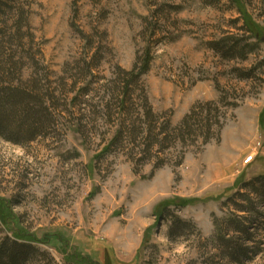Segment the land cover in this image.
I'll return each mask as SVG.
<instances>
[{
	"label": "rangeland",
	"instance_id": "rangeland-1",
	"mask_svg": "<svg viewBox=\"0 0 264 264\" xmlns=\"http://www.w3.org/2000/svg\"><path fill=\"white\" fill-rule=\"evenodd\" d=\"M145 95L173 126L219 103L221 128L141 161L143 137L115 139L148 128ZM18 234L16 264H264V0L9 1L0 244Z\"/></svg>",
	"mask_w": 264,
	"mask_h": 264
},
{
	"label": "trees",
	"instance_id": "trees-1",
	"mask_svg": "<svg viewBox=\"0 0 264 264\" xmlns=\"http://www.w3.org/2000/svg\"><path fill=\"white\" fill-rule=\"evenodd\" d=\"M9 1L12 0H0V12H2L9 5ZM144 72L145 71L137 72L132 69L131 71L125 73L128 78L123 79L124 83H126V90H124L126 98H129L128 95L131 92L130 86L132 83L134 81H139L140 75ZM129 77L131 78L129 79ZM33 95L34 94L29 92L27 89H23L21 87H10V89L3 95V99L8 102L11 109L16 110V113L21 111L25 117L30 119V117H34L39 112L30 104V97H33ZM143 100V117L146 119L145 121L149 123L148 128H146L147 131L145 128L143 130L142 126L137 127L133 125L129 128V125H125L120 129L115 139L123 142L125 141V137L128 135L127 132H129L133 135V143L136 144L139 141V137H143L142 140H144L143 144L145 145V149L142 152L144 156L141 158V161L150 159L153 155L155 147L162 142L176 139L184 143L189 141L190 143H195L203 138L202 142L205 144L212 138H215L217 135L216 131L221 128V118L224 115L222 107L219 106V103H199L197 106L193 107L187 115H185L179 125L173 126L169 117L165 118V120L161 122V115L154 111L146 95ZM124 106H122V108ZM143 134H145V136H143ZM163 163L164 162H160L158 165ZM13 238L14 239L12 241L5 240L0 244V264H16V262H18V253L14 251V246L18 245V242L22 241L21 239H24V237L22 238V236L18 234L14 235Z\"/></svg>",
	"mask_w": 264,
	"mask_h": 264
},
{
	"label": "built area",
	"instance_id": "built-area-1",
	"mask_svg": "<svg viewBox=\"0 0 264 264\" xmlns=\"http://www.w3.org/2000/svg\"><path fill=\"white\" fill-rule=\"evenodd\" d=\"M252 159H253V156L251 155V156H249L248 158L245 159V163L251 162Z\"/></svg>",
	"mask_w": 264,
	"mask_h": 264
}]
</instances>
